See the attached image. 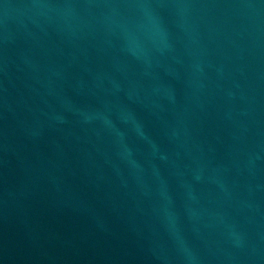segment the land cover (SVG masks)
Segmentation results:
<instances>
[{
    "label": "water",
    "instance_id": "1",
    "mask_svg": "<svg viewBox=\"0 0 264 264\" xmlns=\"http://www.w3.org/2000/svg\"><path fill=\"white\" fill-rule=\"evenodd\" d=\"M0 264H264V0H0Z\"/></svg>",
    "mask_w": 264,
    "mask_h": 264
}]
</instances>
